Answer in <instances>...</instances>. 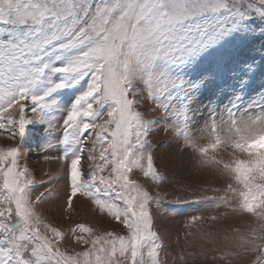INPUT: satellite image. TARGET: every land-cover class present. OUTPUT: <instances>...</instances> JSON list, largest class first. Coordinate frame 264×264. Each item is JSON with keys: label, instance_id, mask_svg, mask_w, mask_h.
<instances>
[{"label": "snow or ice", "instance_id": "snow-or-ice-1", "mask_svg": "<svg viewBox=\"0 0 264 264\" xmlns=\"http://www.w3.org/2000/svg\"><path fill=\"white\" fill-rule=\"evenodd\" d=\"M252 16H264V0H0V130L19 141L0 145V264H162L151 207L161 196L132 178L136 170L155 184L166 181L150 141L154 121L139 105L150 100L168 117L173 139L187 137L196 113L177 103L184 82L167 66L198 55ZM55 73L64 78L53 80ZM85 77L86 90L64 110L58 141L75 147L45 159L66 165L67 209L86 198L126 235L83 223L68 233L53 226L37 205L59 198L52 184L58 177L41 181L52 186L33 197L35 173L21 162L26 125L59 112L54 92ZM241 112L223 109L232 118ZM243 112L264 120V100ZM66 235L83 247L62 248Z\"/></svg>", "mask_w": 264, "mask_h": 264}, {"label": "rangeland", "instance_id": "rangeland-1", "mask_svg": "<svg viewBox=\"0 0 264 264\" xmlns=\"http://www.w3.org/2000/svg\"><path fill=\"white\" fill-rule=\"evenodd\" d=\"M167 71L184 82L186 95L177 103H187L196 113L193 126L187 137L173 139L176 133L169 128L163 109L152 110L150 100L139 105L154 121L150 141L155 164L166 181L155 184L139 171L132 173L151 194L161 196L160 206L153 203L151 207L153 227L161 237L162 264H257L264 260V146H257L264 138V120L243 110L264 100V16L246 18L198 55L169 64ZM63 78L62 73L52 76L56 81ZM88 82V77L77 84L67 81L53 94L59 112H45L43 118L26 125L19 145L21 162L35 173L33 197L52 186L42 187L41 181L58 177L52 184L60 189L59 198L37 205L53 226L68 233L83 223L97 233L126 235L122 224L100 213L86 198L77 197L73 209H67L66 165L62 160L45 159L74 149L58 142L64 110L86 90ZM22 102L31 106L30 101ZM233 105L242 110L239 115L223 114V109ZM211 110L217 111L215 119L208 117ZM18 142L0 130V145ZM82 247L72 235L62 242V248L69 250Z\"/></svg>", "mask_w": 264, "mask_h": 264}, {"label": "clouds", "instance_id": "clouds-1", "mask_svg": "<svg viewBox=\"0 0 264 264\" xmlns=\"http://www.w3.org/2000/svg\"><path fill=\"white\" fill-rule=\"evenodd\" d=\"M257 146H264V138L257 141Z\"/></svg>", "mask_w": 264, "mask_h": 264}]
</instances>
